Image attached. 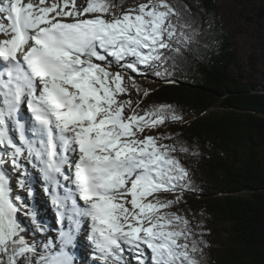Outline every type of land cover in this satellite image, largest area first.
<instances>
[{
	"label": "snow or ice",
	"instance_id": "obj_1",
	"mask_svg": "<svg viewBox=\"0 0 264 264\" xmlns=\"http://www.w3.org/2000/svg\"><path fill=\"white\" fill-rule=\"evenodd\" d=\"M190 15L169 0H0V264H76L82 230L93 264H201L202 225L182 210L197 189L181 154L196 153L163 130L187 121L137 79L170 75ZM30 170L56 235L21 220L37 219L16 193Z\"/></svg>",
	"mask_w": 264,
	"mask_h": 264
},
{
	"label": "trees",
	"instance_id": "obj_2",
	"mask_svg": "<svg viewBox=\"0 0 264 264\" xmlns=\"http://www.w3.org/2000/svg\"><path fill=\"white\" fill-rule=\"evenodd\" d=\"M114 2L126 7L132 0ZM169 2L190 9L187 18L196 35L172 54L167 78L150 75L155 85L139 82L152 90L149 102L173 104L187 121L163 130L175 128L196 153L181 154V160L197 189L182 210L195 232L202 225L208 245L198 259L201 264H264V86L233 74L236 35L223 23L219 0ZM23 221L29 235L50 231L37 219Z\"/></svg>",
	"mask_w": 264,
	"mask_h": 264
},
{
	"label": "rangeland",
	"instance_id": "obj_3",
	"mask_svg": "<svg viewBox=\"0 0 264 264\" xmlns=\"http://www.w3.org/2000/svg\"><path fill=\"white\" fill-rule=\"evenodd\" d=\"M81 2L82 0H77L78 4ZM138 2H143V0H132L125 8ZM219 2L218 11L223 17L224 25L236 35L235 52L238 61L232 66L233 74L236 79L240 80V74L243 73V82H256L264 86V0H219ZM137 79L148 81L152 85L158 82L150 75ZM16 189L26 201L31 200L32 202V198L36 196V191L33 189V194L30 197L26 196L28 194L25 190L26 187H16ZM39 192L42 195L41 189ZM43 195L45 199L48 198L44 193ZM31 202L28 203L31 209L38 212L35 210V204L32 205ZM40 219L41 221L45 220L44 218ZM21 220L23 222V217ZM223 235L226 237L227 233L225 232Z\"/></svg>",
	"mask_w": 264,
	"mask_h": 264
},
{
	"label": "bare ground",
	"instance_id": "obj_4",
	"mask_svg": "<svg viewBox=\"0 0 264 264\" xmlns=\"http://www.w3.org/2000/svg\"><path fill=\"white\" fill-rule=\"evenodd\" d=\"M33 172L35 173V176L37 179L35 181V185L33 186L34 190L36 191L35 192L36 196L32 198V202H31V200H28L27 203L31 202L32 205L35 204V206H36L35 210H37L38 212H36V211H34V212L36 213L38 219L44 218L45 221H47L50 224L51 223L55 224V226L58 228V224L56 221V219H57L56 209L51 205L50 197L45 193V191L43 189L39 174L35 171H33ZM9 175H12V173L9 172ZM26 179H28V177ZM16 187H18V186H16ZM40 189L42 190V195L39 192ZM16 193L21 196V194L18 193L17 189H16ZM43 193L48 197L47 199L44 198ZM26 196H28V194ZM31 210L33 211V209H31ZM23 223H24V221H23ZM78 240H80L81 246L76 245L75 248L73 249V253H72L74 258H75V261L77 262L76 264H93V262L89 260L87 243L84 241V239L83 240L81 239L80 235L78 236ZM93 261H94V259H93Z\"/></svg>",
	"mask_w": 264,
	"mask_h": 264
}]
</instances>
